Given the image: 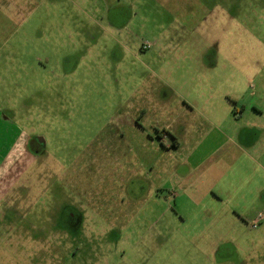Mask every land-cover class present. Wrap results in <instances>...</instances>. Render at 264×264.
Returning a JSON list of instances; mask_svg holds the SVG:
<instances>
[{"label": "rangeland", "instance_id": "rangeland-1", "mask_svg": "<svg viewBox=\"0 0 264 264\" xmlns=\"http://www.w3.org/2000/svg\"><path fill=\"white\" fill-rule=\"evenodd\" d=\"M224 97L246 112L221 137L262 136L264 0H0V264H264L175 254L200 212L172 192L202 160L176 145L221 138L192 127Z\"/></svg>", "mask_w": 264, "mask_h": 264}, {"label": "crops", "instance_id": "crops-1", "mask_svg": "<svg viewBox=\"0 0 264 264\" xmlns=\"http://www.w3.org/2000/svg\"><path fill=\"white\" fill-rule=\"evenodd\" d=\"M201 96L205 100L216 98L215 93H202ZM222 99L224 106L221 111L225 112V118L219 121L215 117L217 108L204 109L200 116L194 119L192 131L204 134L207 127H213L221 137L224 136L221 131L225 128L223 123L226 120L235 121L242 118L246 112L245 106L239 112L238 106L234 109L233 103L230 106L226 97ZM206 102L204 106H208ZM189 107L196 110L197 106ZM208 110L214 116H210ZM259 134L257 138L245 141L228 135L225 139L221 137L215 141L206 140L199 145L200 140L195 135L192 149L189 147L190 143L178 140L177 150L182 151L184 148V155L192 152L202 160L198 163V158L194 171L186 174L184 182L190 181L189 185L184 183V190L178 187L177 192H172L176 203L183 195L182 201L187 200L194 211L200 212L195 214V233L184 238L187 243L194 244L193 250L175 254H264V219L260 221L257 229L251 227L258 215H264V186L253 190L243 186L246 180L257 181L258 178L257 168L253 175L248 172L250 169L247 159L256 161L264 156V144H261L264 131L262 136ZM194 146H197V149ZM198 169L203 170L197 172ZM182 182L183 180L179 184ZM204 182H207L206 187H203ZM5 196L6 193L0 194V204ZM251 231L258 233L250 235Z\"/></svg>", "mask_w": 264, "mask_h": 264}, {"label": "flooded vegetation", "instance_id": "flooded-vegetation-1", "mask_svg": "<svg viewBox=\"0 0 264 264\" xmlns=\"http://www.w3.org/2000/svg\"><path fill=\"white\" fill-rule=\"evenodd\" d=\"M39 141V140H38ZM35 144V142L33 143V145ZM27 145H28V143H27ZM33 145H31V142H30V144H29V146H33ZM34 146H36V145H34ZM38 146V145H37ZM37 152H38V150L35 152L36 154H37ZM57 210H58V207H55V208H52V215H51V217L53 218L54 217V215H57ZM62 210V209H61ZM64 212H65V215H66V217H67V219L68 220H70L69 221V225H72V224H74V223H76L79 219H78V215L77 214H75L73 211H70V210H64ZM59 221V220H58Z\"/></svg>", "mask_w": 264, "mask_h": 264}, {"label": "built area", "instance_id": "built-area-1", "mask_svg": "<svg viewBox=\"0 0 264 264\" xmlns=\"http://www.w3.org/2000/svg\"><path fill=\"white\" fill-rule=\"evenodd\" d=\"M147 47L149 48L150 45H147ZM262 219H264V215H263V214L258 215L257 219L251 223V227H252L253 229H257L258 226H259V223H260V221H261Z\"/></svg>", "mask_w": 264, "mask_h": 264}]
</instances>
